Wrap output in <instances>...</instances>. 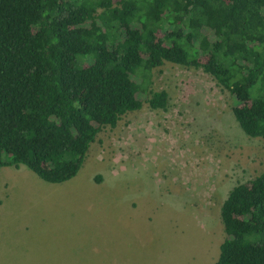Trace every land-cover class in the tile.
<instances>
[{
    "label": "trees",
    "instance_id": "1",
    "mask_svg": "<svg viewBox=\"0 0 264 264\" xmlns=\"http://www.w3.org/2000/svg\"><path fill=\"white\" fill-rule=\"evenodd\" d=\"M168 63L210 74L264 138V0H0V169L70 181L105 128L145 102L169 109L167 90H148ZM221 216L212 264H264V172Z\"/></svg>",
    "mask_w": 264,
    "mask_h": 264
},
{
    "label": "rangeland",
    "instance_id": "2",
    "mask_svg": "<svg viewBox=\"0 0 264 264\" xmlns=\"http://www.w3.org/2000/svg\"><path fill=\"white\" fill-rule=\"evenodd\" d=\"M148 90H167L169 109L145 102L105 128L70 181L0 169V264L219 259L222 205L264 172V138L245 133L232 95L203 69L168 63Z\"/></svg>",
    "mask_w": 264,
    "mask_h": 264
},
{
    "label": "crops",
    "instance_id": "3",
    "mask_svg": "<svg viewBox=\"0 0 264 264\" xmlns=\"http://www.w3.org/2000/svg\"><path fill=\"white\" fill-rule=\"evenodd\" d=\"M12 167H15V166H12ZM20 167H21V165H20ZM20 167H17V168L20 169Z\"/></svg>",
    "mask_w": 264,
    "mask_h": 264
}]
</instances>
